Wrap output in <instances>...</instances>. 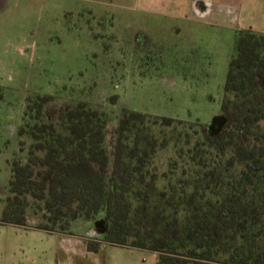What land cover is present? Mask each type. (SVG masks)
<instances>
[{"label": "trees", "instance_id": "trees-1", "mask_svg": "<svg viewBox=\"0 0 264 264\" xmlns=\"http://www.w3.org/2000/svg\"><path fill=\"white\" fill-rule=\"evenodd\" d=\"M27 97L0 223L42 210L48 232L74 220L107 221L101 242L156 253V264H264V32L236 30L219 129L122 109L112 163L107 112L81 100ZM52 109V110H51Z\"/></svg>", "mask_w": 264, "mask_h": 264}, {"label": "rangeland", "instance_id": "rangeland-1", "mask_svg": "<svg viewBox=\"0 0 264 264\" xmlns=\"http://www.w3.org/2000/svg\"><path fill=\"white\" fill-rule=\"evenodd\" d=\"M207 1V2H206ZM241 0H0V219L27 97L52 95L101 106L107 114L109 167L122 109L209 124L220 112ZM254 24L264 27V7ZM244 20V19H242ZM27 206L25 225L0 223V264H152L154 252L101 242L107 221L74 220L71 233L40 227Z\"/></svg>", "mask_w": 264, "mask_h": 264}, {"label": "crops", "instance_id": "crops-1", "mask_svg": "<svg viewBox=\"0 0 264 264\" xmlns=\"http://www.w3.org/2000/svg\"><path fill=\"white\" fill-rule=\"evenodd\" d=\"M207 2V1H206ZM260 7H264V0H241L240 8V22L244 23L245 22V28H251L256 31H261L264 32V27H258L254 24L256 21V16H259L261 20V16L258 14ZM244 19V20H242ZM131 250H138V248H127ZM141 249H139L140 251ZM145 250V249H144ZM154 254V260L152 264H156L157 260V255L156 253ZM163 264H168V263H163ZM203 264H214V263H203Z\"/></svg>", "mask_w": 264, "mask_h": 264}, {"label": "water", "instance_id": "water-1", "mask_svg": "<svg viewBox=\"0 0 264 264\" xmlns=\"http://www.w3.org/2000/svg\"><path fill=\"white\" fill-rule=\"evenodd\" d=\"M224 119L221 116V114H216L212 117L210 123L208 124V127L212 130L219 129L223 123Z\"/></svg>", "mask_w": 264, "mask_h": 264}]
</instances>
